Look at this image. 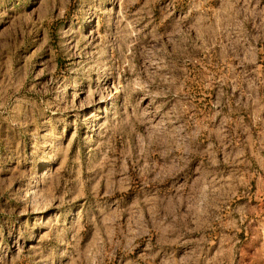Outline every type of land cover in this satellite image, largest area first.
Returning <instances> with one entry per match:
<instances>
[{
	"label": "rangeland",
	"instance_id": "obj_1",
	"mask_svg": "<svg viewBox=\"0 0 264 264\" xmlns=\"http://www.w3.org/2000/svg\"><path fill=\"white\" fill-rule=\"evenodd\" d=\"M264 0H0V264H264Z\"/></svg>",
	"mask_w": 264,
	"mask_h": 264
},
{
	"label": "crops",
	"instance_id": "obj_2",
	"mask_svg": "<svg viewBox=\"0 0 264 264\" xmlns=\"http://www.w3.org/2000/svg\"><path fill=\"white\" fill-rule=\"evenodd\" d=\"M258 5H259L258 10L261 12L262 15H264V3L262 4L258 3ZM261 29H262V32H264V27H261ZM256 62L258 63L257 68L259 67V73L263 75L264 74V52L262 49V45L259 51V55H257Z\"/></svg>",
	"mask_w": 264,
	"mask_h": 264
}]
</instances>
